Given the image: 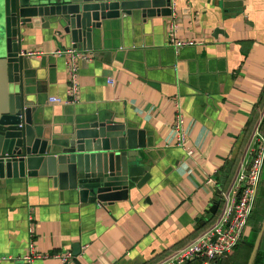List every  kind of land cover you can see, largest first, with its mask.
Returning <instances> with one entry per match:
<instances>
[{"label":"crops","instance_id":"0c3cea01","mask_svg":"<svg viewBox=\"0 0 264 264\" xmlns=\"http://www.w3.org/2000/svg\"><path fill=\"white\" fill-rule=\"evenodd\" d=\"M172 2V22L156 17L106 28L94 54L88 52L91 60L79 66L74 104L50 102L68 99V62L53 54L73 46L40 20L25 28L22 52L43 55L27 58L37 70L29 84L39 119L56 132L74 119L130 124L146 132L152 160L146 157L148 182L132 185L129 198L112 206L83 204L45 178L7 181L0 186V264H26L31 243L49 256L33 264H64L55 256L68 253L74 259L67 264H157L216 224L222 187L232 189L249 166L250 144L233 180L229 167L221 173L236 160L264 92V0H245L228 16L216 0ZM173 26L177 38L200 45L176 53ZM178 111L188 132L185 148L171 137ZM263 223L264 172L244 240L218 264H250ZM251 264H264V238Z\"/></svg>","mask_w":264,"mask_h":264},{"label":"water","instance_id":"95a60500","mask_svg":"<svg viewBox=\"0 0 264 264\" xmlns=\"http://www.w3.org/2000/svg\"><path fill=\"white\" fill-rule=\"evenodd\" d=\"M244 1L216 4L228 16L243 9ZM156 17L173 21L172 0H0V186L9 180L45 178L83 204L112 206L129 198L132 185L141 189L148 182L146 157L152 156L146 150V132L110 120L77 119L56 132L39 119L41 108L31 99L29 84L37 70L21 54L24 30L35 20L58 30L73 48L94 54L108 26ZM222 32L216 30L215 36ZM218 210L214 204L211 213ZM263 238L264 223L251 263Z\"/></svg>","mask_w":264,"mask_h":264},{"label":"built area","instance_id":"2783aa9c","mask_svg":"<svg viewBox=\"0 0 264 264\" xmlns=\"http://www.w3.org/2000/svg\"><path fill=\"white\" fill-rule=\"evenodd\" d=\"M169 41L176 53H180L185 48L200 45L194 41L177 38L175 26L171 28V32L169 33ZM21 56L33 58L43 55L38 52H25ZM53 57L64 58L68 62L69 90L67 100L51 98L50 102L54 104H74L79 101L77 82L79 66L83 62L90 61V55L88 52H80L78 49L71 48L66 51H57L53 54ZM108 82L111 85L114 84L112 79ZM171 137L175 140L177 147L185 148L188 132L185 127V118L182 111H178L175 116V121L171 128ZM247 153L250 156L248 168L238 173L232 189L227 193H221L223 208L216 224L170 255V257L157 264H189L192 262L196 264H218L219 261L230 255L244 240L248 223L258 198L259 187L264 172V137L260 134L259 128L255 130ZM187 154L191 156L192 151H189ZM207 183L216 186L214 178H209ZM30 223L31 228L29 232L31 238H33L35 236L33 217H30ZM214 238H217L215 242H213ZM47 257L49 256L39 254L31 243L29 251L24 257V262L26 264H33L35 261ZM55 257L62 260L64 264L74 259L71 253L56 255Z\"/></svg>","mask_w":264,"mask_h":264},{"label":"trees","instance_id":"16d2710c","mask_svg":"<svg viewBox=\"0 0 264 264\" xmlns=\"http://www.w3.org/2000/svg\"><path fill=\"white\" fill-rule=\"evenodd\" d=\"M264 111V92L261 96V100L260 102L258 103L256 109H255V112L251 118V121L249 123V128L247 130V133L244 137V140L241 144V146L239 147V150H238V154H237V157H236V160L233 162V163H230L229 165H227L226 167H224L225 169H223L221 171L222 174L226 173V168H228V172H227V179L228 180H231L232 178H234V174H235V169H234V165H238L239 164V161L241 158H243V155L245 153V151L247 150L249 144H250V141L252 140V137L255 133V130H256V127L257 125L259 124L260 120H261V117H262V113ZM260 133H262V135L264 136V117L262 119V123H261V126H260ZM237 167V166H236ZM220 174L217 173L216 176H219ZM233 180V179H232ZM232 182V181H231ZM231 184V183H230ZM231 185H228V184H225L224 187H222V193H227L229 191V188H230ZM221 208H223V203L221 201ZM219 214L216 215L214 218H215V221H217L218 217H219ZM257 231V230H256ZM153 264V263H152Z\"/></svg>","mask_w":264,"mask_h":264},{"label":"rangeland","instance_id":"374dc122","mask_svg":"<svg viewBox=\"0 0 264 264\" xmlns=\"http://www.w3.org/2000/svg\"><path fill=\"white\" fill-rule=\"evenodd\" d=\"M2 19H0V27H2L3 25H2ZM0 35H1V33H0ZM263 117H264V111H263V113H262V117H261V120H260V122H259V124L257 125V127L256 128H259V132H260V126H261V123H262V119H263ZM261 135H262V133H260ZM263 136V135H262ZM264 137V136H263ZM219 200V199H218Z\"/></svg>","mask_w":264,"mask_h":264}]
</instances>
